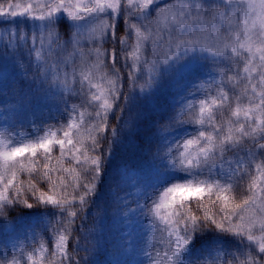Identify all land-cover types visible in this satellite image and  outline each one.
<instances>
[{"label":"snow or ice","instance_id":"snow-or-ice-1","mask_svg":"<svg viewBox=\"0 0 264 264\" xmlns=\"http://www.w3.org/2000/svg\"><path fill=\"white\" fill-rule=\"evenodd\" d=\"M0 264H264V0H0Z\"/></svg>","mask_w":264,"mask_h":264},{"label":"trees","instance_id":"trees-1","mask_svg":"<svg viewBox=\"0 0 264 264\" xmlns=\"http://www.w3.org/2000/svg\"><path fill=\"white\" fill-rule=\"evenodd\" d=\"M131 206V205H130Z\"/></svg>","mask_w":264,"mask_h":264}]
</instances>
